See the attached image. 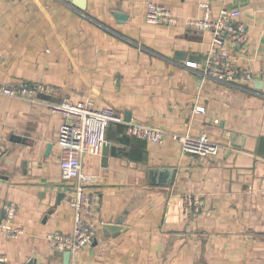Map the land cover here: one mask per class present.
I'll return each mask as SVG.
<instances>
[{
    "label": "crops",
    "instance_id": "obj_1",
    "mask_svg": "<svg viewBox=\"0 0 264 264\" xmlns=\"http://www.w3.org/2000/svg\"><path fill=\"white\" fill-rule=\"evenodd\" d=\"M150 1L179 24L147 23ZM201 1L217 14L216 0H87L85 9L72 0H0V85L45 87L38 101L0 94V224L15 206L10 225L24 231L0 233V264H67L66 251L46 239L74 226L60 168L63 119L49 105L65 98H92L164 132L150 143L111 124L107 152L104 144L83 155L100 218L124 228L101 226L69 264H264V0L228 1L248 34L245 44H228L230 55L252 74L236 83L187 65H201L210 47L209 32L185 23L201 16ZM186 134L208 135L219 153H183L176 136ZM188 192L204 199L192 217L183 213Z\"/></svg>",
    "mask_w": 264,
    "mask_h": 264
},
{
    "label": "built area",
    "instance_id": "obj_2",
    "mask_svg": "<svg viewBox=\"0 0 264 264\" xmlns=\"http://www.w3.org/2000/svg\"><path fill=\"white\" fill-rule=\"evenodd\" d=\"M220 3L217 14L213 11L211 1L199 3L202 14L199 17L185 19L188 27L210 33V47L204 56L203 63L188 62L187 65L200 68L201 74L224 83H236L252 79V74L240 67L230 55L228 44L242 45L248 41V34L240 22L242 11L231 8L229 0H216ZM145 20L150 24L178 25L180 19L172 10L161 3L150 1L146 5ZM45 90L42 84H29L14 81L0 85V94L10 97L37 100V95ZM53 112L60 113L62 124L58 144L61 148L60 168L63 178L69 183L65 199L74 209V226L70 234L50 232L46 234L49 243L62 251L77 255L84 246L92 244L104 221L100 218L102 204L97 194L90 190L94 177L82 172V157L84 154L99 149L107 142V130L111 124L125 126L130 137L143 139L150 143H162L164 132L138 121L126 120L111 107L97 108L92 98L73 102L62 99L58 103L49 104ZM196 111L204 112L205 108L197 106ZM181 151L186 154L201 157L215 156L219 153V144L213 142L208 135L194 137L190 134L176 136ZM0 141V154L3 152ZM204 207V199L195 193H185L183 213L192 217L200 213ZM17 213L15 206H9L0 224V233L10 238H18L23 229L12 227L10 219ZM0 254V261H5Z\"/></svg>",
    "mask_w": 264,
    "mask_h": 264
},
{
    "label": "water",
    "instance_id": "obj_3",
    "mask_svg": "<svg viewBox=\"0 0 264 264\" xmlns=\"http://www.w3.org/2000/svg\"><path fill=\"white\" fill-rule=\"evenodd\" d=\"M72 1H73L76 5H78L80 8H82V9H85V8H86V2H87V0H72ZM115 16H116L118 19L121 20L120 22H122V19H126V18H127V15L124 14V13H121V12H116V13H115ZM181 54L184 55V53H178V56L181 55ZM125 119L128 120V121L131 120V116H130L129 113H127ZM263 143H264V138H262L261 141H260V145H259L260 148L262 147ZM107 148H108V144L105 143V145H104V149H105L104 152H107ZM168 170H169L168 172H170V169H168ZM63 194H64V193H62L61 196H64ZM61 196H60V197H61ZM103 227H104V230H105V231L108 230V231L111 232L112 234H114V233H116V232H118V231H121V230H123V228H124V227H122L121 222H117V223H105V224L103 225ZM71 256H72V254H71L70 252L66 251L65 258H66V262H67V264L70 263V257H71ZM27 264H34V260H30Z\"/></svg>",
    "mask_w": 264,
    "mask_h": 264
}]
</instances>
